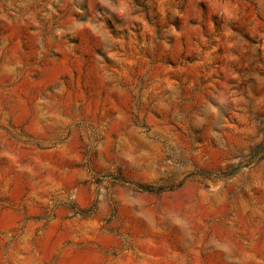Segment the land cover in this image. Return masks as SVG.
<instances>
[{"label":"rangeland","instance_id":"obj_1","mask_svg":"<svg viewBox=\"0 0 264 264\" xmlns=\"http://www.w3.org/2000/svg\"><path fill=\"white\" fill-rule=\"evenodd\" d=\"M0 264H264V0H0Z\"/></svg>","mask_w":264,"mask_h":264},{"label":"trees","instance_id":"obj_2","mask_svg":"<svg viewBox=\"0 0 264 264\" xmlns=\"http://www.w3.org/2000/svg\"><path fill=\"white\" fill-rule=\"evenodd\" d=\"M140 189H141L142 191H147V192L152 191V190L149 188V186H140Z\"/></svg>","mask_w":264,"mask_h":264}]
</instances>
